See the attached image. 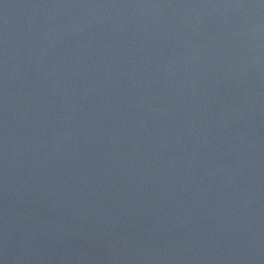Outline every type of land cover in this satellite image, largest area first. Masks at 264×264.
<instances>
[{"label":"water","instance_id":"water-1","mask_svg":"<svg viewBox=\"0 0 264 264\" xmlns=\"http://www.w3.org/2000/svg\"><path fill=\"white\" fill-rule=\"evenodd\" d=\"M0 264H264V0H0Z\"/></svg>","mask_w":264,"mask_h":264}]
</instances>
